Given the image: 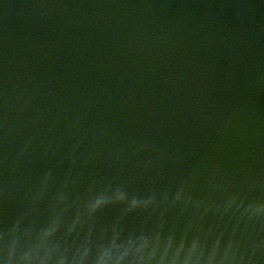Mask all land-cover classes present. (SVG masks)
<instances>
[{"label":"water","instance_id":"1","mask_svg":"<svg viewBox=\"0 0 264 264\" xmlns=\"http://www.w3.org/2000/svg\"><path fill=\"white\" fill-rule=\"evenodd\" d=\"M198 2L200 1L0 0V168L9 175L8 178H0V188L6 186L11 188L10 192L18 191L20 186L22 188L26 184L27 179L31 180L35 189L27 203H31L32 209L37 212L33 214V210H29L28 214L24 207L20 208L14 203V197H6L5 202L0 200V224L7 227V216L11 212V217L17 223L9 225L13 229L8 227L7 231L14 230L15 235L20 238L17 240L23 237L29 246L27 259L20 264H149L146 262L147 258L145 260V257H141L147 253L146 246L139 242L129 244L125 247L126 251L124 248L122 252L119 250L111 253L101 248L103 244L94 235L79 237L76 233L78 226L86 227L88 222L92 229H97L94 224L99 221L90 219L93 210L80 209L78 206L83 192L78 173L84 170L86 156L95 158L107 167L112 163L121 173L119 179H126L123 182L125 186H121L127 194L126 198L122 196V192H118L121 189L111 190L114 181L108 179L111 194L108 196L110 202L105 213L114 216L122 214L123 217L132 219L134 215L139 216L138 204L141 200L150 197L155 204L150 207H155L157 215L161 214L163 225L167 224L159 236L163 242L173 239L178 250L192 253L205 264H264V245L260 247L259 244H251L248 248L254 250L252 253L246 248L247 244L240 246L241 240L233 238L235 231L221 210L215 212L217 218L206 212L199 214L198 220H186L184 214H174L175 210L171 205L165 206L171 203L172 194L165 196L164 203L160 200L156 203L154 191L166 187V183L162 181L163 171L157 164H160L158 155L153 156V161L135 156L142 176H150L149 179L157 182L149 190L150 195L139 190L134 183L132 165L126 163L127 155L122 148L129 155H135L136 150L126 146L128 141L105 145L91 139L83 140L84 137H90L86 126L89 130L95 125L93 118L88 117L91 111H83L82 107L73 104L65 106L67 100L61 102L67 95V86L71 88V95H83L87 85V88H92L90 79L86 78V71L92 70V64L95 66L108 57L110 49L115 51L114 48H117L120 54L125 53V44H130L133 49L131 52L137 56V61L134 57L131 59L133 71L143 68L153 78L173 71L182 80L190 79V88L198 89L200 86L204 96L202 99L206 104L216 101L209 92L218 89L219 97L231 104L226 112L227 116L239 113L248 101H253L255 105L259 103L263 108L264 78L254 80L252 74H256L253 69L255 64L258 69L264 70V0H202L200 3L204 10L200 18L205 19L210 26V36L202 41L189 30L187 41L191 43L188 44L177 35V26L172 25L170 16V21L166 16L175 11L185 20L184 18H188L187 7L196 9ZM185 25H190V22H182L181 26ZM256 49L258 52H255ZM243 50L249 51V54L246 55ZM153 57H156V63L153 62ZM255 57L261 60H253ZM113 60L118 62L117 57ZM184 61L187 62L185 66L181 63ZM192 70L193 75L189 74ZM207 71L210 87H204L203 91L199 77L203 75L205 78ZM259 73L264 74V71ZM132 77L136 81H149L147 75ZM102 81L106 85L110 80ZM252 81L257 87L251 86ZM186 84L189 82L186 81ZM186 84L181 81L160 82L165 89L162 96L164 108L159 114L163 126L158 129L162 136L165 135L167 119H174V129L180 128L181 125H186L185 116L193 120V111L203 106L201 99L194 102L195 100L190 101L186 97L183 105L179 99L175 100L177 93L193 96ZM117 90L116 84L109 90L106 89L105 101L110 102ZM253 95L257 98L253 99ZM176 104L182 106L183 120L176 116ZM208 116H212L211 111ZM113 117L121 119L117 115ZM229 120L235 125V118ZM198 122L202 120L199 119ZM111 123H114L112 119L109 120V124ZM138 125L136 122L133 126ZM211 131L208 136L210 142L214 145L219 142L225 148L217 138L220 132L217 135L215 129L212 128ZM258 133L264 138V123ZM180 134L181 131L178 130L176 135ZM99 146L96 154L95 148ZM164 148L161 151L168 153L174 149L170 154H174V164L172 160L166 162L167 156L162 158V164L167 168V181L172 173L193 167L189 161L179 164L187 152L180 140ZM82 155L85 156L78 161ZM177 164L178 168L174 170L173 167ZM31 167L33 170L29 172L24 169ZM89 169L85 168L83 177ZM214 169L215 166H212L210 171ZM12 170L18 172L10 180ZM259 171L264 173V166ZM182 176L186 181L189 180L186 171ZM229 176L234 183L222 182V186H218L219 195L224 198L230 196L231 204L235 201V195H239L240 200L245 201L242 205L244 211L241 215L233 213L246 223H260L263 229L264 204L256 192L257 184L252 173L247 176L233 170ZM183 178L177 179L173 185H180ZM226 189L228 191L221 192ZM220 202L218 200V205L222 208ZM105 215L103 221L107 219ZM105 224L107 223L102 225ZM146 224L148 230L145 233L152 237L155 225ZM33 231H36L34 240ZM263 233L264 231L259 238L264 236ZM5 236L6 233L3 235L4 240ZM139 241L146 244L148 240L140 238ZM152 243L155 244L154 241ZM232 243L239 246L236 255ZM245 251L248 260L243 258ZM114 254L116 257L113 258ZM158 263L156 261L155 264ZM2 264H14V260L3 261Z\"/></svg>","mask_w":264,"mask_h":264}]
</instances>
